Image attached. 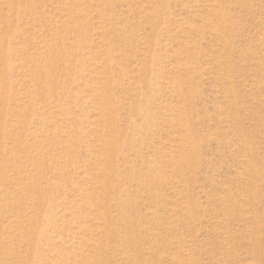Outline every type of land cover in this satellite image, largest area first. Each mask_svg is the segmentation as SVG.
<instances>
[{"label": "rangeland", "instance_id": "rangeland-1", "mask_svg": "<svg viewBox=\"0 0 264 264\" xmlns=\"http://www.w3.org/2000/svg\"><path fill=\"white\" fill-rule=\"evenodd\" d=\"M0 264H264V0H0Z\"/></svg>", "mask_w": 264, "mask_h": 264}, {"label": "bare ground", "instance_id": "bare-ground-1", "mask_svg": "<svg viewBox=\"0 0 264 264\" xmlns=\"http://www.w3.org/2000/svg\"><path fill=\"white\" fill-rule=\"evenodd\" d=\"M110 104V103H109ZM110 108V107H109ZM112 144V143H111ZM108 175V174H107Z\"/></svg>", "mask_w": 264, "mask_h": 264}]
</instances>
